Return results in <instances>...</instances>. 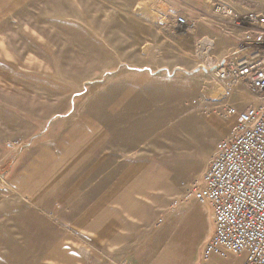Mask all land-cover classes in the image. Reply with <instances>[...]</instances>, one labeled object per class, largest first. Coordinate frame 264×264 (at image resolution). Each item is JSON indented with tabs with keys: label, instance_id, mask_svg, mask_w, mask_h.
I'll return each mask as SVG.
<instances>
[{
	"label": "crops",
	"instance_id": "crops-1",
	"mask_svg": "<svg viewBox=\"0 0 264 264\" xmlns=\"http://www.w3.org/2000/svg\"><path fill=\"white\" fill-rule=\"evenodd\" d=\"M34 1L0 0V171L7 177L0 184V264H188L186 223L189 218L208 222L209 206L201 204V214L183 211L167 220L158 216L151 209L160 206L157 191L162 188L143 180L148 173L138 165L142 146H149L156 132L150 125L156 95L188 92L189 81L177 76L188 70L182 63L175 73L167 72L169 67L159 71L151 58L142 61L140 52L130 62L122 59L133 65L115 77L120 86L111 138L109 123L102 120L86 128L90 137L84 156L80 137L74 135L77 125L66 130L68 143L59 131L33 139L29 128L55 126L62 122L61 113L71 110L60 104L61 76L54 63L46 65V57L53 56L52 42L30 38L28 22L19 23L21 12ZM14 34L36 50L22 49ZM204 66L194 71L206 70ZM30 80L32 95L52 100L30 105ZM46 80L52 87H44ZM18 136L23 148L6 158L5 143ZM152 144L145 153L156 150ZM111 152L120 154L118 161L132 160L119 174L117 162L106 165ZM171 203L164 201L163 207ZM213 233L211 228L207 236Z\"/></svg>",
	"mask_w": 264,
	"mask_h": 264
},
{
	"label": "rangeland",
	"instance_id": "rangeland-1",
	"mask_svg": "<svg viewBox=\"0 0 264 264\" xmlns=\"http://www.w3.org/2000/svg\"><path fill=\"white\" fill-rule=\"evenodd\" d=\"M218 6L245 15L250 9L264 11V0H35L21 12L19 23L28 22L30 38L52 42L49 50L53 56L46 57V65L54 63L61 76L60 104L70 106L71 110L62 112V122L55 126L29 128L30 136L34 133L33 139L42 135L51 138L59 131L62 141L67 142L69 134L66 130L70 124L77 125L80 130L74 135L80 137L78 142L83 145L81 155L84 156V145L86 141L89 143L90 137L85 134L87 127L90 129L95 123L99 126L104 120L109 123V138L112 136L120 86L115 77L120 71L129 72L133 65L122 63V59L130 62L133 55L140 52L142 61L151 58L157 70L169 67V73H175L178 70L176 65L183 63L188 73L177 76L189 81L188 92L182 91L181 96L156 95L154 107L150 108L156 115L150 121L156 132L149 146H142L138 165L148 173L143 180L147 177L162 188L157 191L160 206L151 209L158 216L167 220L179 217L183 211L201 214V203L187 194L194 183L203 182L205 170L219 144L236 121L235 118L220 117L217 111L227 103L245 105L264 99V91L253 94L243 86L228 91L210 71L213 64L243 47L244 31L253 29L246 21H231L229 16L217 10ZM179 16L188 22L177 23L175 20ZM10 27L18 34L16 27ZM14 36L21 41L22 49L36 50L31 43H25L24 37ZM257 37L264 47L262 36L258 34ZM200 65L207 69L197 73L194 69ZM65 80L71 82V89ZM50 81H45V88L52 87ZM31 83L30 80V105L52 100L39 93L32 95ZM13 141H19L20 146L9 147L8 143ZM154 141L156 150L145 153V150L153 149ZM22 148L18 136L5 143L3 155L10 158L18 155ZM109 154L106 165L117 162L118 174L132 162L128 158L118 161V152ZM6 178L0 171V184H6ZM169 199L172 201L170 206L163 207L164 201ZM209 209L208 222L189 218L186 223L188 264H241L242 257L232 254L217 255L208 262L204 261V248L209 240L207 234L214 229L210 206ZM163 221L159 219L158 223Z\"/></svg>",
	"mask_w": 264,
	"mask_h": 264
},
{
	"label": "built area",
	"instance_id": "built-area-1",
	"mask_svg": "<svg viewBox=\"0 0 264 264\" xmlns=\"http://www.w3.org/2000/svg\"><path fill=\"white\" fill-rule=\"evenodd\" d=\"M217 10L253 29L244 31L243 47L213 64L210 71L228 91L243 86L259 94L264 91V47L257 36L264 40V11L250 9L243 15L228 7ZM175 21L188 22L182 16ZM223 106L217 114L235 118V124L219 144L203 182L194 183L187 197L212 210L214 233L205 245L204 261L232 254L242 257L241 264H264V99ZM18 145L19 141L8 143L12 148Z\"/></svg>",
	"mask_w": 264,
	"mask_h": 264
}]
</instances>
